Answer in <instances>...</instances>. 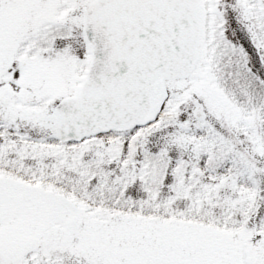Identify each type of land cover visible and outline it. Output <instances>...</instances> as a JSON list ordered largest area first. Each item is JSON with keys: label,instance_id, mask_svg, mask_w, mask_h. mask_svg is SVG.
Instances as JSON below:
<instances>
[{"label": "snow or ice", "instance_id": "snow-or-ice-1", "mask_svg": "<svg viewBox=\"0 0 264 264\" xmlns=\"http://www.w3.org/2000/svg\"><path fill=\"white\" fill-rule=\"evenodd\" d=\"M0 264H264V0H0Z\"/></svg>", "mask_w": 264, "mask_h": 264}]
</instances>
